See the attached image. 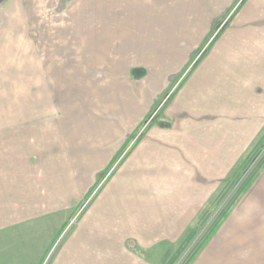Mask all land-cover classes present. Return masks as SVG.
Wrapping results in <instances>:
<instances>
[{"label":"crops","instance_id":"obj_1","mask_svg":"<svg viewBox=\"0 0 264 264\" xmlns=\"http://www.w3.org/2000/svg\"><path fill=\"white\" fill-rule=\"evenodd\" d=\"M146 1L153 35L112 12L121 0H82L86 13L70 19L40 13L44 0H0V264H153L159 252L165 264L263 133L264 0ZM96 21L114 26L112 44ZM181 69L172 125L135 136ZM251 185L264 191V167ZM218 230L190 264L223 260Z\"/></svg>","mask_w":264,"mask_h":264},{"label":"rangeland","instance_id":"obj_2","mask_svg":"<svg viewBox=\"0 0 264 264\" xmlns=\"http://www.w3.org/2000/svg\"><path fill=\"white\" fill-rule=\"evenodd\" d=\"M81 1H77L74 5H68L66 2L68 0H44L43 5L40 6H34L36 9L40 8V13H45L46 15H54L56 13L60 14L64 19H67L69 16H74V14H84L86 13L84 6L81 5ZM123 1L122 4H118V6L115 5H110V9L114 13H119V16L124 15V17H129V21L132 22V24L135 25L136 29L141 32L145 33L149 31V26H152V21H154V10L157 11V8L155 9L154 5H149L148 1H146L145 4H142L140 0H121ZM124 5V6H122ZM39 7V8H38ZM98 7H95L92 11V13L96 14L99 13L100 11H95ZM163 12V10L161 11ZM151 14V15H149ZM69 15V16H68ZM53 18L48 17L45 21L44 28L46 29H51L52 26H50L47 22L52 20ZM70 19V18H68ZM123 21V20H122ZM128 20L123 21V23H118L119 26H121V33L125 37H130L134 35L135 31L129 27H124L122 26L123 24L129 22ZM68 22H60L61 28L62 29H73V21ZM162 22H159V25H161ZM71 24V27L67 26ZM109 25L107 27L106 25ZM222 27L225 25L223 22ZM103 26V27H102ZM164 26V25H163ZM162 26V27H163ZM59 27V26H58ZM104 31V33L108 34L109 37L112 38V40L109 38L110 44L113 43L114 39V34L113 31L115 29L111 28L114 27L112 26L109 22L107 23H100L98 21L94 22L93 24V29L98 32L101 30ZM84 28V27H80ZM220 28L218 27V30ZM151 32L150 34H156V32L159 33V28L158 25L156 27L150 28ZM171 33L169 29L163 30V33L161 37L163 36L164 40H167L169 38L168 33ZM157 33V34H158ZM217 34V32H216ZM159 37V36H158ZM159 37L160 39H162ZM213 39V38H212ZM79 42V39H77ZM208 41L202 45L198 50L196 48L195 53L193 54L191 61H190V66L189 69L197 70V64H198V59L202 55L203 52H208L210 46H211V39H207ZM210 40V41H209ZM70 45V41L67 40ZM150 42V40H147ZM65 42V41H63ZM153 43V41H152ZM64 45V43H62ZM74 44V42L72 43ZM77 46V45H76ZM71 51H79V47L71 46ZM159 54V53H157ZM78 61H80L78 59ZM176 64V63H174ZM191 67V68H190ZM186 69V68H185ZM185 69H181V72L178 73L177 75H174L171 77V82L167 90L160 95V97L157 99L158 101L156 104L147 111L146 115L142 119V123L140 125V128L138 129V133L135 136H138L140 133L142 134L143 131L148 125H152V127H159V128H168L172 125L170 122L169 118L167 119L168 113L172 111V106L175 105L180 101V93L178 92V96L172 95L174 92L175 87L178 85V81L181 80V76L183 77L186 75L187 71ZM188 69V70H189ZM191 71V72H192ZM135 72V71H134ZM196 75V74H195ZM181 78V79H180ZM3 87H0V91L3 92ZM179 91V90H177ZM174 101V102H173ZM180 105V102H179ZM262 134V133H261ZM260 134V135H261ZM259 135V136H260ZM258 136V135H257ZM258 136V137H259ZM257 137V138H258ZM136 138V137H135ZM255 141L252 142V144L246 149L242 157L237 161L236 165L232 167L231 172L227 174V176L221 181L218 189L215 191V193L210 196L208 203H206V206L202 211H200L197 215V217L194 219L193 222L189 225V227L184 230V234L176 240V242L172 243V246L167 247V252H171L177 247H179L184 239V236L188 234V231L190 229H194L196 227V231L192 238L189 240L188 243H186L183 247H181L177 253V255L174 257L173 261L171 264H184L188 258V255L192 254L194 249L200 244L202 241V237L204 236L205 232L208 230V228L211 226V224L217 219V217L227 208L228 203L232 199V197L236 194L238 186L241 184L242 180L252 171V169L255 167V165L263 159L264 156V145L262 144L258 151L254 153L253 158L251 157V162L248 163L244 171L241 172L240 177L238 178L237 181L229 185L226 190L220 194L221 190L223 189L226 180L229 178V176L234 172V170L238 167V165L241 163L243 158L250 152V149L254 146ZM262 169V168H261ZM260 169V170H261ZM260 172V171H259ZM259 174V173H258ZM257 177V176H256ZM256 179V178H255ZM253 180V182L255 181ZM252 182V183H253ZM251 183V184H252ZM251 186H249V190L247 189L236 201L235 203L231 206L229 209L228 213L226 214L225 218L221 221L220 225L217 227L211 238L206 242V244L199 250L197 253V256L202 253L203 250H205L206 245L210 242V240L213 238L215 233L221 232L225 233L224 237L222 240H225V252L220 254V257L223 258L221 262H218V264H264V191L259 192L258 194L252 192ZM264 187V186H263ZM264 189V188H263ZM250 191V192H249ZM220 195V196H218ZM214 199H217L214 201ZM242 201L244 203L243 211L238 215L237 217L233 220V224H224V221L228 219V216L232 209L238 205L239 201ZM241 202V203H242ZM239 204V206L241 205ZM205 213L204 218H202V215ZM65 216H70L64 215V217H61V221H64ZM67 220L68 226H70L73 222L72 219H65ZM228 221V220H227ZM223 222V223H222ZM224 224V225H222ZM196 225V226H195ZM221 228V229H220ZM181 238V239H180ZM223 242L221 241L220 244ZM27 245V242L25 243ZM135 247L132 248L135 250ZM165 247V246H164ZM164 247L161 249L163 250ZM139 248V247H138ZM205 248V249H204ZM140 249V248H139ZM140 254H143L142 249H140ZM37 251V247H36ZM136 251V250H135ZM166 252V256H167ZM176 252V251H175ZM174 252V254H175ZM210 253V249L205 252L206 255ZM155 255L154 260L152 261L153 264H164L163 261H161L162 254ZM172 254V255H174ZM10 255H19V254H14L13 252H10ZM40 254L38 253V255ZM50 256V255H49ZM48 256V258H49ZM196 256V257H197ZM42 257V256H41ZM44 257V256H43ZM42 257V259H43ZM173 257V256H172ZM47 258V260H48ZM146 260L149 258V256L144 257ZM166 258V257H165ZM171 258L169 256L166 258L165 263ZM38 260H33L31 259V264H37ZM46 263V259L44 260V263ZM25 264V263H24ZM41 264V261H40Z\"/></svg>","mask_w":264,"mask_h":264},{"label":"trees","instance_id":"obj_3","mask_svg":"<svg viewBox=\"0 0 264 264\" xmlns=\"http://www.w3.org/2000/svg\"><path fill=\"white\" fill-rule=\"evenodd\" d=\"M262 144L264 145V131L258 137V139L255 142L254 146L250 149V152L243 158V160L238 165V167L234 170V172L226 180V183H225L223 189L221 190L220 194H222L229 185H231L232 183H234L235 181L238 180V178L240 177L241 172L244 171V169L246 168L248 163L251 162L250 161L251 157L253 158L254 153H256L258 151V149L260 148V146ZM263 167H264V156H263V159L258 161V163L255 165V167L252 169V171L242 180L241 184L237 188L236 194L232 197V199L228 203L227 208L225 210H223V212L211 224V226L208 228V230L205 232L204 236L202 237V241L200 242V244L194 249V251L192 252L191 255L190 254L188 255V258H187V260H186V262L184 264H190L193 261V259L195 258V256L199 252V250L211 238V236L213 235V233L215 232L217 227L220 225L221 221L225 218V216L228 213V211L231 208V206L249 188V186L251 185L253 180L258 175L260 169L263 168ZM218 196H220V195H218ZM215 200H217V199H214L213 202H215ZM204 216H205V213L202 215V218H204ZM195 231H196V227H194V229H190L188 231V234L185 235V238L183 239L181 245L178 247V249L176 250L175 254L172 255L173 257L171 256V258L165 264H171L172 263L174 257L177 255L179 249L181 247H183L186 243L189 242V240L194 235ZM135 250L138 251L139 253L141 251L138 247H135Z\"/></svg>","mask_w":264,"mask_h":264}]
</instances>
